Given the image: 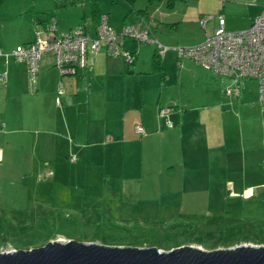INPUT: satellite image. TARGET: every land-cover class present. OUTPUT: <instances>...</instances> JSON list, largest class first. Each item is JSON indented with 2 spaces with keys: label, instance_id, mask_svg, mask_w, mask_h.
I'll use <instances>...</instances> for the list:
<instances>
[{
  "label": "crops",
  "instance_id": "crops-1",
  "mask_svg": "<svg viewBox=\"0 0 264 264\" xmlns=\"http://www.w3.org/2000/svg\"><path fill=\"white\" fill-rule=\"evenodd\" d=\"M146 2V7L114 12L112 25L101 9L100 15L107 17L112 30L140 21L165 46H192L210 36L217 25L212 14L201 27V15L217 12L216 16L224 18V29H243L261 11L262 0H252L238 13L232 0ZM82 17L88 25L81 28L94 36L96 25L85 5ZM31 21L33 32L27 39L10 44L0 16V163L8 146L30 145L31 150L44 151V165L51 166L41 169L38 158L29 159L35 181L43 183L41 188L73 184V189L81 186L94 191L93 196L99 190L107 199L122 198L125 203L117 208L124 211L181 207L183 200L210 192L220 178H225V189V183L232 180L227 174L234 168L254 171L259 165L256 147L251 144L255 130L247 131L245 149L240 132L237 142L226 134L221 125L226 102L219 80L197 62L177 58L171 50L157 58L153 44L124 37L122 47L134 55L131 64L125 66L120 57L107 56L101 43L85 68L62 79L63 94L56 96L58 77L49 52L43 54L32 81L24 64L11 56L36 32L46 36L43 26L47 22ZM54 22L59 32L74 28L59 27L60 31ZM159 108L168 109L171 127L158 116ZM260 112L264 114V107ZM135 124L142 127L143 134L133 131ZM23 133L26 137L19 136Z\"/></svg>",
  "mask_w": 264,
  "mask_h": 264
},
{
  "label": "rangeland",
  "instance_id": "rangeland-1",
  "mask_svg": "<svg viewBox=\"0 0 264 264\" xmlns=\"http://www.w3.org/2000/svg\"><path fill=\"white\" fill-rule=\"evenodd\" d=\"M232 1L238 13L252 0ZM86 4L59 9L54 7V0H3L0 16L4 20L9 43H20L27 39L29 32H33L32 19L36 21L39 18L46 23L54 18L58 30L65 26H87L88 22L82 18ZM143 4L146 7V0H133L131 7ZM98 6L107 14L109 24L114 12L122 14L131 9L121 0H99ZM212 14L216 16L217 12L201 16ZM113 30L119 33L121 29ZM215 77L226 102L221 111V125L226 134L232 135L237 142L240 132L242 149H245L247 131L255 130L256 138L251 144L256 147L259 165L254 171L244 166L236 167L228 172L227 178L232 180L225 183V189L222 184L225 178H220L211 186L210 192L193 195L192 200H183L181 207L124 211L122 207L117 208L124 202L122 198L107 199L99 190H95L99 195L93 196L90 193L94 191L83 190L81 186L73 189V184L61 186L54 183L51 188L47 185L41 188L43 183L35 181L29 159L38 158L41 169L49 167L50 164L47 166L43 162V155L47 156L45 152L31 150L30 145L25 148L11 145L6 148L0 163V251L28 249L47 241L68 238L107 245L154 246L159 250L180 245L204 250L211 246L232 247L234 244L229 245L232 243L264 245L261 243L264 241V114L260 112L256 82L252 78H243L238 97L230 98L223 93L227 79ZM19 136L26 137L25 133ZM231 183L235 184L234 188L229 186ZM245 186H250V190L245 191ZM225 241L229 246L223 245Z\"/></svg>",
  "mask_w": 264,
  "mask_h": 264
},
{
  "label": "built area",
  "instance_id": "built-area-1",
  "mask_svg": "<svg viewBox=\"0 0 264 264\" xmlns=\"http://www.w3.org/2000/svg\"><path fill=\"white\" fill-rule=\"evenodd\" d=\"M208 15L199 19L204 27ZM217 25L210 36L192 46H165L149 35L147 29L141 27L140 21L122 26L119 33L114 32L107 24V17L100 15L95 26L94 36H90L83 28L76 27L59 32L53 18L43 26L46 34L41 37L36 32L34 38L11 52V56L22 62L27 77L34 80L38 72V63L45 52H49L53 67L57 72L55 84L56 96L62 95V79L74 75L77 70L88 64V58L95 53L102 43L107 56L120 57L125 66L133 62L134 55L122 47L123 38H131L138 42L154 45L155 57H162L171 50L177 58H188L197 62L204 70L227 79L223 93L227 97H235L239 93V83L243 78H252L256 82L257 99L264 107V0L261 11L255 15L246 28L238 30L224 29V18L215 16ZM158 116L164 118L167 127V108H159ZM133 131L143 134L139 124Z\"/></svg>",
  "mask_w": 264,
  "mask_h": 264
},
{
  "label": "water",
  "instance_id": "water-1",
  "mask_svg": "<svg viewBox=\"0 0 264 264\" xmlns=\"http://www.w3.org/2000/svg\"><path fill=\"white\" fill-rule=\"evenodd\" d=\"M0 264H264V245L237 244L208 250L180 245L159 250L68 238L0 251Z\"/></svg>",
  "mask_w": 264,
  "mask_h": 264
},
{
  "label": "trees",
  "instance_id": "trees-1",
  "mask_svg": "<svg viewBox=\"0 0 264 264\" xmlns=\"http://www.w3.org/2000/svg\"><path fill=\"white\" fill-rule=\"evenodd\" d=\"M3 0H0V4L2 3ZM84 1H86L87 3V10H88V15L90 17V19H92L94 25H96L98 18L100 16V9H99V0H54V7L55 8H66L69 6H73L76 5L78 3H83ZM123 1L126 5H128L129 7H131V4L133 2V0H121ZM149 1H155V0H149ZM172 0H167V4L169 5L171 3ZM84 17V16H83ZM82 17V18H83ZM157 63V61L155 59H153V64L155 66V64ZM245 223V222H244ZM235 230V229H234ZM232 230V231H234ZM229 242H224L223 245H235V243L229 244ZM259 243V242H258ZM264 244V241L261 242ZM215 248V246H211L209 247V249H213Z\"/></svg>",
  "mask_w": 264,
  "mask_h": 264
}]
</instances>
